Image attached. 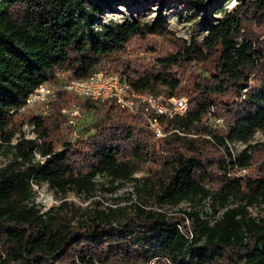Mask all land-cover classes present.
<instances>
[{
	"label": "trees",
	"instance_id": "1",
	"mask_svg": "<svg viewBox=\"0 0 264 264\" xmlns=\"http://www.w3.org/2000/svg\"><path fill=\"white\" fill-rule=\"evenodd\" d=\"M103 1L109 6L112 0ZM100 8L93 0H0V146L11 144L14 130L7 128L22 113L25 97L40 83L55 81L59 70L74 78L119 70L136 91L159 96L163 86L167 98L184 91L178 71L195 62L202 67L186 91L187 108L158 115L169 133L156 148L143 134L133 138L132 128L119 121L122 112L148 116L132 114L113 99L102 100L105 113L83 148L65 141L54 149L46 115H32L44 142L17 138L10 145L14 158L0 167V264H146L153 257L170 264H264V218L247 210L264 205V165L242 177L227 172L250 166L257 144L249 139L264 129V0H238L212 18L203 4L207 31L201 40L175 38V49L158 56L153 68L132 73L122 52L133 37L173 33L136 18L95 26ZM67 93L57 91L53 106L66 103ZM85 98L92 108V99ZM211 116L222 123L208 126ZM235 141L245 143L237 154L229 146ZM37 151L42 160H34ZM79 154L88 161L85 169L73 164ZM135 161L150 163L148 184L157 202L208 198L222 213L210 222L195 207L169 214L137 204L133 214L115 219L99 210L82 226L59 221L57 213L41 212L33 202L34 182L89 192L98 174L111 181L131 177Z\"/></svg>",
	"mask_w": 264,
	"mask_h": 264
},
{
	"label": "rangeland",
	"instance_id": "2",
	"mask_svg": "<svg viewBox=\"0 0 264 264\" xmlns=\"http://www.w3.org/2000/svg\"><path fill=\"white\" fill-rule=\"evenodd\" d=\"M238 0H112L109 6L105 5L103 0H93L101 5L100 11L95 14V26L110 19L121 21L124 18H136L141 22L164 24L173 34L162 35L158 33L147 34L144 38L133 37L122 56L130 66L129 72L142 71L146 68H153L157 62L158 56L170 50L175 49V38H184L188 42L195 37L201 40L206 34L207 26L202 19L204 14L201 9L206 4L209 9L206 16H218L220 7H230ZM160 3V4H159ZM210 10V13H209ZM218 10V11H217ZM202 66L198 63H185L178 76L181 78V85L184 91L177 94L183 96L187 100L186 91L191 85L192 80L196 77L198 69ZM112 71V70H110ZM116 72H120L117 70ZM56 80L50 82L54 87L57 83L71 78V73L66 70L56 72ZM159 97L164 98L165 87L159 86ZM53 97H49L44 101L30 105L24 110H20L18 116L8 126V130L13 129L14 135L10 143H14L17 138L23 136L25 138H36L40 146L44 139H40L37 132L30 122L29 118L34 114L46 115V124L49 127L48 139L51 140L54 149L59 150L63 147L65 141H70L80 148L89 142L90 138L96 133L94 123L99 118H103L106 107L102 105V101L90 100L94 106L88 108L85 106L86 98L75 95L74 92L68 91L65 98L66 103L53 106V100L56 98L57 91ZM65 90V89H63ZM67 91V90H66ZM147 110H146V109ZM62 109H66L63 111ZM127 111L130 112L129 109ZM141 112L149 116L151 106L148 104H140L137 111L130 112L136 114ZM125 116H121L119 121L126 122L127 126L132 128L134 137L143 136L148 142L156 146L161 143L160 138L167 133L165 130V121L158 124L160 133L154 131V127L148 123L144 117L137 118L122 112ZM128 114V115H127ZM148 119V117H147ZM109 123V122H107ZM222 123V117H210L205 124L210 127H216ZM153 133H152V131ZM143 132V133H142ZM146 134V135H145ZM189 138L197 137L196 133L187 134ZM204 137L210 138L208 135ZM249 142L257 144L254 150L253 159L250 166L244 169L228 168L227 172L231 176L242 177L258 172L264 165V129H257L251 135ZM11 144L2 143L0 146V167H3L14 158V149ZM130 142H124L128 146ZM231 152L237 154L245 143L235 141L229 144ZM159 150V147H158ZM73 164L76 168L85 169L88 161L81 154L73 157ZM42 156L37 151L34 160H42ZM135 171L131 177L124 180L111 181L108 176L98 174L95 176V185L92 190L78 191L74 188H65L57 190L50 187L46 182L32 183L33 202L41 209V212L47 214L57 213V219L71 225H88L99 210H104L110 218L115 219L127 214H133L136 205L140 204L146 208L154 207L157 210L166 211L169 214L180 213L182 210H190L195 207L200 211L201 215L208 218L210 222L216 219L223 211L220 205L215 208L211 205L210 199H204L201 202L197 200L183 199L177 204L159 203L149 189V178L152 175L150 163L133 162ZM152 166V165H151ZM152 168H155L152 166ZM207 185H209L207 183ZM233 202L231 205H236ZM248 212L252 216L264 218V205L254 203L247 207ZM185 223L188 226L189 221L186 218ZM146 264H170L165 257H158L151 263Z\"/></svg>",
	"mask_w": 264,
	"mask_h": 264
},
{
	"label": "built area",
	"instance_id": "3",
	"mask_svg": "<svg viewBox=\"0 0 264 264\" xmlns=\"http://www.w3.org/2000/svg\"><path fill=\"white\" fill-rule=\"evenodd\" d=\"M57 84L58 86L54 87L48 82L40 83L25 97L19 110H24L32 104L53 97L58 87L92 100L113 99L116 104L129 109L130 112L137 111L140 104H148L151 106L148 121L154 127V131L160 133L158 115L183 113L187 108L185 97L162 98L151 93L136 91L125 77L116 71L95 70L86 77H71ZM62 110L66 111V109ZM156 258L153 257L150 262L153 263Z\"/></svg>",
	"mask_w": 264,
	"mask_h": 264
}]
</instances>
